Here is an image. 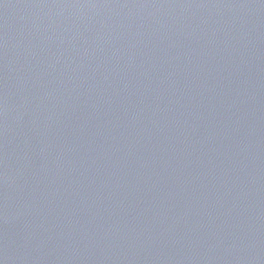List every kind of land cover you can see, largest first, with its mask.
<instances>
[{"label":"water","instance_id":"1","mask_svg":"<svg viewBox=\"0 0 264 264\" xmlns=\"http://www.w3.org/2000/svg\"><path fill=\"white\" fill-rule=\"evenodd\" d=\"M0 264H264V0H0Z\"/></svg>","mask_w":264,"mask_h":264}]
</instances>
